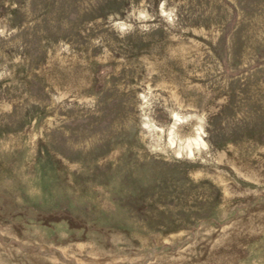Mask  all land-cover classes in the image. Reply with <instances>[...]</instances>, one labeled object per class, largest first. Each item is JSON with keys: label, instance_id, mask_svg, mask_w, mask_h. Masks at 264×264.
Returning a JSON list of instances; mask_svg holds the SVG:
<instances>
[{"label": "rangeland", "instance_id": "1", "mask_svg": "<svg viewBox=\"0 0 264 264\" xmlns=\"http://www.w3.org/2000/svg\"><path fill=\"white\" fill-rule=\"evenodd\" d=\"M0 264H264V0H0Z\"/></svg>", "mask_w": 264, "mask_h": 264}]
</instances>
